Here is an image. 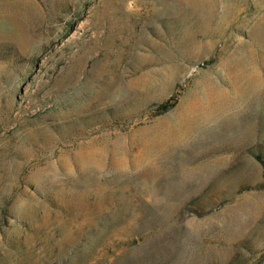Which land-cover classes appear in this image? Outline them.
Masks as SVG:
<instances>
[{
    "label": "rangeland",
    "instance_id": "obj_1",
    "mask_svg": "<svg viewBox=\"0 0 264 264\" xmlns=\"http://www.w3.org/2000/svg\"><path fill=\"white\" fill-rule=\"evenodd\" d=\"M0 264H264V0H0Z\"/></svg>",
    "mask_w": 264,
    "mask_h": 264
}]
</instances>
